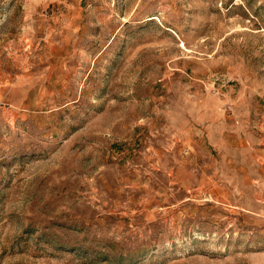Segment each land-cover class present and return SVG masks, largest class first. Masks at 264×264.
I'll use <instances>...</instances> for the list:
<instances>
[{
  "label": "rangeland",
  "instance_id": "1",
  "mask_svg": "<svg viewBox=\"0 0 264 264\" xmlns=\"http://www.w3.org/2000/svg\"><path fill=\"white\" fill-rule=\"evenodd\" d=\"M0 264H264V0H0Z\"/></svg>",
  "mask_w": 264,
  "mask_h": 264
},
{
  "label": "built area",
  "instance_id": "2",
  "mask_svg": "<svg viewBox=\"0 0 264 264\" xmlns=\"http://www.w3.org/2000/svg\"><path fill=\"white\" fill-rule=\"evenodd\" d=\"M46 1H50V0H46Z\"/></svg>",
  "mask_w": 264,
  "mask_h": 264
}]
</instances>
